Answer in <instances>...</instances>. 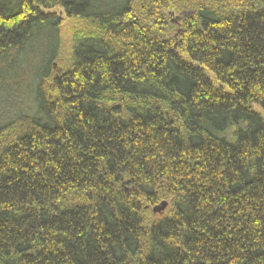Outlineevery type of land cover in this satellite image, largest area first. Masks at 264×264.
<instances>
[{
    "label": "trees",
    "instance_id": "obj_1",
    "mask_svg": "<svg viewBox=\"0 0 264 264\" xmlns=\"http://www.w3.org/2000/svg\"><path fill=\"white\" fill-rule=\"evenodd\" d=\"M11 86L0 264H264V0H0Z\"/></svg>",
    "mask_w": 264,
    "mask_h": 264
},
{
    "label": "rangeland",
    "instance_id": "obj_2",
    "mask_svg": "<svg viewBox=\"0 0 264 264\" xmlns=\"http://www.w3.org/2000/svg\"><path fill=\"white\" fill-rule=\"evenodd\" d=\"M63 21V24H62V27H61V35L62 37L64 38V41L66 43V52H65V49H64V55H68V52H69V42H68V38L70 36V30L71 28L73 27L74 25V22L73 21H69V20H66L64 17L62 19ZM172 21H174L173 23L177 24L178 25V18L177 16H174L172 15ZM13 81H9V84H12ZM25 91H27V89H25V86L17 89L13 86H11V90H1L0 91V104H1V101H4L7 105H9V103L13 102L18 104L22 101L26 102L24 96L28 99V97L25 95ZM19 96V97H18ZM10 107H7L6 109L2 110V111H6V110H9ZM0 109H3V104L0 105Z\"/></svg>",
    "mask_w": 264,
    "mask_h": 264
},
{
    "label": "water",
    "instance_id": "obj_3",
    "mask_svg": "<svg viewBox=\"0 0 264 264\" xmlns=\"http://www.w3.org/2000/svg\"><path fill=\"white\" fill-rule=\"evenodd\" d=\"M166 208V203H162L159 206L153 208V213L154 214H159L161 213L164 209Z\"/></svg>",
    "mask_w": 264,
    "mask_h": 264
}]
</instances>
